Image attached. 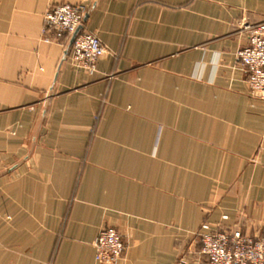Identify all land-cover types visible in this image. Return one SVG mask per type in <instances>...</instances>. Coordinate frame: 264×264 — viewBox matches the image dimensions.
<instances>
[{
  "label": "crops",
  "instance_id": "obj_1",
  "mask_svg": "<svg viewBox=\"0 0 264 264\" xmlns=\"http://www.w3.org/2000/svg\"><path fill=\"white\" fill-rule=\"evenodd\" d=\"M63 3L93 7L92 73L42 34ZM262 21L264 0H0V264H103L105 226L116 264H208L205 223L264 236V100L237 57Z\"/></svg>",
  "mask_w": 264,
  "mask_h": 264
},
{
  "label": "built area",
  "instance_id": "obj_2",
  "mask_svg": "<svg viewBox=\"0 0 264 264\" xmlns=\"http://www.w3.org/2000/svg\"><path fill=\"white\" fill-rule=\"evenodd\" d=\"M88 6L63 3L47 10L42 34L47 41H58L63 48L71 35L82 25ZM248 43L237 51V57L248 71V87L253 97L264 100V21L245 23ZM108 52L106 45L94 33L81 29L73 39L68 57L72 63L92 73L97 60ZM200 250L208 264H264V236H252L240 227L209 230L202 225ZM95 259L103 264H116L125 244L114 227H103L94 242Z\"/></svg>",
  "mask_w": 264,
  "mask_h": 264
},
{
  "label": "water",
  "instance_id": "obj_3",
  "mask_svg": "<svg viewBox=\"0 0 264 264\" xmlns=\"http://www.w3.org/2000/svg\"><path fill=\"white\" fill-rule=\"evenodd\" d=\"M94 5H95V4H94ZM92 8H93V7H91V9H89V10L86 12V14L84 15L83 21H82V25H80V26L77 28V30L71 35V37L69 38L68 42L66 43V45H65V47H64V49H63V52H62V56H61L60 61H59V67H60V65H61V64L67 59L68 54H69V50H70V47H71V44H72V42H73V39H74L75 36L79 33V31H80L81 29H83V24H84V22L86 21V19H87L88 15H89L90 11L92 10ZM59 67H58V68H59ZM58 70H59V69H58ZM58 70H57V71H58ZM51 95H52V87H51L50 90L48 91L47 96H46V99H45V105H44V108H45V109H46V107H47V104H48V102H49V99H50ZM44 112H45V110H44Z\"/></svg>",
  "mask_w": 264,
  "mask_h": 264
},
{
  "label": "rangeland",
  "instance_id": "obj_4",
  "mask_svg": "<svg viewBox=\"0 0 264 264\" xmlns=\"http://www.w3.org/2000/svg\"><path fill=\"white\" fill-rule=\"evenodd\" d=\"M64 49V48H63Z\"/></svg>",
  "mask_w": 264,
  "mask_h": 264
}]
</instances>
